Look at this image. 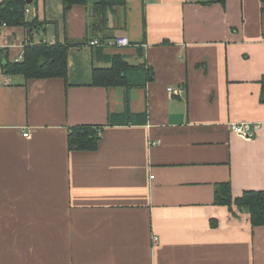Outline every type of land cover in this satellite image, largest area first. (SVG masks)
Listing matches in <instances>:
<instances>
[{
  "label": "crops",
  "instance_id": "0c3cea01",
  "mask_svg": "<svg viewBox=\"0 0 264 264\" xmlns=\"http://www.w3.org/2000/svg\"><path fill=\"white\" fill-rule=\"evenodd\" d=\"M93 1L64 16L31 0L30 34L0 26L12 62L70 45L65 79L0 67V264H264V226L215 204L219 184L264 191V0H125L89 31ZM117 37L130 45L87 44ZM115 61L125 78L94 86ZM80 125L98 128L94 150H69Z\"/></svg>",
  "mask_w": 264,
  "mask_h": 264
},
{
  "label": "trees",
  "instance_id": "16d2710c",
  "mask_svg": "<svg viewBox=\"0 0 264 264\" xmlns=\"http://www.w3.org/2000/svg\"><path fill=\"white\" fill-rule=\"evenodd\" d=\"M29 1L31 0H4L0 4V26H22L30 34V29L35 28L37 20H26V9L29 7ZM90 1L62 0L63 15L65 16L73 5H88ZM124 3L125 0H94L92 2L93 9L99 18L94 28L89 27V31L104 29L106 27L105 9L108 6L124 5ZM77 44H82V42ZM69 46L68 43L63 45L58 43L52 45L28 43L24 48L21 62H12L5 53L2 54L1 52V71L7 76H22L25 80L65 79ZM121 64L125 65L124 63ZM119 67L115 61L110 68H94L92 84L94 86H109L117 83L119 78H125V73L121 74ZM260 101L264 103V77L261 79ZM99 138L98 128L90 125L75 126L69 129L68 148L71 151H92L96 148ZM215 204L227 206L230 210L236 208L238 211L246 212L252 227L264 226V191H245L240 197L233 199L230 185L228 183L219 184L215 187Z\"/></svg>",
  "mask_w": 264,
  "mask_h": 264
},
{
  "label": "built area",
  "instance_id": "2783aa9c",
  "mask_svg": "<svg viewBox=\"0 0 264 264\" xmlns=\"http://www.w3.org/2000/svg\"><path fill=\"white\" fill-rule=\"evenodd\" d=\"M5 26V25H3ZM89 46L91 47H105V48H124V47H128L130 45V42L127 38L124 37H117V38H113V39H106V40H100V39H94L89 41L88 43ZM22 58L17 59L15 62H21ZM6 82H3V85H6ZM168 92L174 96H177L181 93V89L179 88H173V87H169ZM254 130L257 129V125H254L253 127ZM230 129L232 132L237 133L239 135L242 136H247L249 137L250 135H252L250 133V125H231ZM28 133H24L23 137H28Z\"/></svg>",
  "mask_w": 264,
  "mask_h": 264
},
{
  "label": "water",
  "instance_id": "95a60500",
  "mask_svg": "<svg viewBox=\"0 0 264 264\" xmlns=\"http://www.w3.org/2000/svg\"><path fill=\"white\" fill-rule=\"evenodd\" d=\"M31 2L29 1L28 4H30Z\"/></svg>",
  "mask_w": 264,
  "mask_h": 264
}]
</instances>
